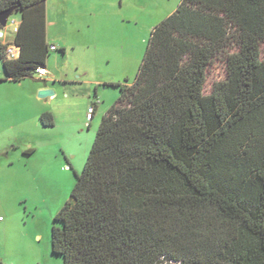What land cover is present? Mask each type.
Segmentation results:
<instances>
[{
  "label": "trees",
  "instance_id": "16d2710c",
  "mask_svg": "<svg viewBox=\"0 0 264 264\" xmlns=\"http://www.w3.org/2000/svg\"><path fill=\"white\" fill-rule=\"evenodd\" d=\"M46 2L0 0V12H23L20 57L0 44L2 81L46 65ZM218 63L225 76L207 94ZM115 86L54 220L53 254L64 264H264V0H182L153 30L135 82ZM41 123L55 126L53 115Z\"/></svg>",
  "mask_w": 264,
  "mask_h": 264
},
{
  "label": "rangeland",
  "instance_id": "374dc122",
  "mask_svg": "<svg viewBox=\"0 0 264 264\" xmlns=\"http://www.w3.org/2000/svg\"><path fill=\"white\" fill-rule=\"evenodd\" d=\"M181 2L47 0L48 40L58 48L47 59L49 74L34 72L6 91L0 84V130L35 150L28 162L13 158H23L21 150L0 156V183L12 190L9 195L0 187V211L12 229L27 234L28 246L43 264H64L52 252L54 220L84 170L103 117L120 97L115 85L135 82L153 30ZM20 19L14 13L1 31L7 40H13L14 22ZM224 76L218 63L209 72L206 93ZM6 77L0 59V80ZM43 91L55 96L40 99ZM90 107L95 108L92 120L87 119ZM49 112L55 127L45 128L41 116ZM18 242L24 243L23 237Z\"/></svg>",
  "mask_w": 264,
  "mask_h": 264
},
{
  "label": "crops",
  "instance_id": "0c3cea01",
  "mask_svg": "<svg viewBox=\"0 0 264 264\" xmlns=\"http://www.w3.org/2000/svg\"><path fill=\"white\" fill-rule=\"evenodd\" d=\"M21 14V19L18 20V22H14L15 26L13 27V33L14 38L13 40H7L5 33H2L3 35L0 37V44L2 45H10V47H16L14 45L16 33L14 32V29L19 27L23 21V12H16ZM48 11H47V2H46V40L47 43L50 46H55L53 44H49L48 40ZM56 47V46H55ZM19 49V48H18ZM57 47L56 50L57 51ZM17 53L20 50H16ZM52 52V51H51ZM18 53V55H19ZM20 57V55H19ZM18 57V58H19ZM1 59V58H0ZM26 59L27 61L35 60V57L33 54L27 52L26 53ZM2 60V59H1ZM3 62V61H2ZM4 66V65H3ZM44 68L47 70L48 74L49 71L44 66ZM5 70V69H4ZM47 74V75H48ZM21 82H12L10 80L8 81H2L0 80L1 86H4V90L6 91L7 86L10 84L13 86H16L17 84H21ZM50 113V112H49ZM54 117V116H53ZM36 118V117H35ZM55 119V118H54ZM55 127V126H53ZM45 128H52V127H45ZM18 150H21L23 153V158H19L17 155L13 156V158L17 159L19 162H22V159L28 160L31 159L33 154L35 153L34 149H28L27 146L22 147L19 146L17 138H12L11 136H7L5 132L0 130V156L10 157L11 154H17ZM28 164V163H27ZM0 187H2V191L5 193H8L9 195H12V190L7 183H0ZM1 190H0V199H1ZM0 211V262L3 264H43V257L36 255V253L33 255L32 249L28 246L27 240L28 236L26 233L22 231V229H12V225L10 221H7V219H4V217L1 215ZM23 237L24 243H19L18 240Z\"/></svg>",
  "mask_w": 264,
  "mask_h": 264
},
{
  "label": "built area",
  "instance_id": "2783aa9c",
  "mask_svg": "<svg viewBox=\"0 0 264 264\" xmlns=\"http://www.w3.org/2000/svg\"><path fill=\"white\" fill-rule=\"evenodd\" d=\"M18 31V27L14 29V32L16 33ZM16 50H20L16 47H9L8 51H7V55H8V58L9 59H17L20 55L19 51V55L17 53ZM51 50L52 51H55L56 50V47H51ZM36 73L40 76V77H46L48 72L47 70L44 68V67H40L36 70ZM95 113V108L94 107H90L89 108V111H88V114H87V119L88 120H92L93 119V115ZM0 220H3V219H0Z\"/></svg>",
  "mask_w": 264,
  "mask_h": 264
},
{
  "label": "water",
  "instance_id": "95a60500",
  "mask_svg": "<svg viewBox=\"0 0 264 264\" xmlns=\"http://www.w3.org/2000/svg\"><path fill=\"white\" fill-rule=\"evenodd\" d=\"M18 11V7H12L7 11L0 12V30H3L7 27L9 19L12 17L14 13ZM2 32H0V37L2 36ZM55 94L52 91H43L40 92L39 98L45 99L48 97H54Z\"/></svg>",
  "mask_w": 264,
  "mask_h": 264
}]
</instances>
